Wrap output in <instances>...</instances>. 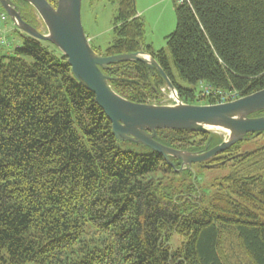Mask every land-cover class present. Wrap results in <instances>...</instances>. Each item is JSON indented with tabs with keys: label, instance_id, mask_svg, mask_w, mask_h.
Masks as SVG:
<instances>
[{
	"label": "trees",
	"instance_id": "16d2710c",
	"mask_svg": "<svg viewBox=\"0 0 264 264\" xmlns=\"http://www.w3.org/2000/svg\"><path fill=\"white\" fill-rule=\"evenodd\" d=\"M12 1L26 23L45 28L33 7ZM47 1L56 7L57 0ZM109 1L119 4L115 40L104 53L93 48L99 55L143 47L183 102L221 103L177 82L167 52L145 43L135 0ZM174 11L177 28L167 45L182 81L235 99L264 90V0H186ZM16 31L21 45L0 53V264H264V148L242 152L238 143L194 164L231 163L230 175L204 194L192 171L179 173L151 149L118 141L63 54ZM103 73L136 104H161L169 91L161 73L143 62ZM260 116L264 111L252 117ZM157 136L194 153L224 140L189 131ZM170 161L181 168L180 160ZM175 235L182 239L177 249Z\"/></svg>",
	"mask_w": 264,
	"mask_h": 264
},
{
	"label": "water",
	"instance_id": "95a60500",
	"mask_svg": "<svg viewBox=\"0 0 264 264\" xmlns=\"http://www.w3.org/2000/svg\"><path fill=\"white\" fill-rule=\"evenodd\" d=\"M37 12L45 31H39L23 20L12 0H0L13 25L28 36L53 45L67 59L76 79L95 95L96 103L112 124L115 138L151 149L161 155L179 173H194V164H202L225 153L246 140L250 134L264 133V116L252 117L264 111V90L216 105H192L181 100L178 92L154 57L141 51L111 57L99 55L91 46L82 24L83 0H57L56 7L47 0H23ZM122 62H143L158 70L174 96L171 104H136L119 95L104 69ZM128 82L126 79H117ZM134 82V81H132ZM189 131L223 133L224 140L205 152L180 151L161 144L158 131ZM181 161L177 169L170 161ZM223 163L222 165H224ZM214 169L216 166H208ZM195 180V179H194Z\"/></svg>",
	"mask_w": 264,
	"mask_h": 264
},
{
	"label": "rangeland",
	"instance_id": "374dc122",
	"mask_svg": "<svg viewBox=\"0 0 264 264\" xmlns=\"http://www.w3.org/2000/svg\"><path fill=\"white\" fill-rule=\"evenodd\" d=\"M137 12L142 16L145 23V43L152 45L156 51L165 50L171 60L174 76L177 82L189 89H194L197 95L206 94L207 86L200 83L191 86L182 81L178 71L175 69L171 54L168 50L167 37L170 36L177 28V17L174 6L177 4L173 0H135ZM119 4L111 3L109 0H83L82 1V24L87 38L93 48L104 53L115 40L113 33L114 20L118 15ZM12 23V22H11ZM9 23L11 26L12 24ZM13 27V26H12ZM45 28L42 29V32ZM13 41L11 51L21 45V36L19 32L10 35ZM43 46L49 52L58 55L59 51L50 43L43 42ZM1 55H7L4 48H0ZM163 102H173V97L168 91ZM170 103V104H171ZM219 135L223 136V133ZM242 152H252L264 148V133L253 139H246L239 144ZM232 172L231 163L227 166H220L214 169H201L196 167L195 180L204 194L209 195L212 192L211 185L217 180H221ZM172 246L177 249L182 244V239L173 236L171 240Z\"/></svg>",
	"mask_w": 264,
	"mask_h": 264
},
{
	"label": "built area",
	"instance_id": "2783aa9c",
	"mask_svg": "<svg viewBox=\"0 0 264 264\" xmlns=\"http://www.w3.org/2000/svg\"><path fill=\"white\" fill-rule=\"evenodd\" d=\"M177 4H183L186 0H173ZM8 16L5 12L0 10V33L3 32V28L8 22ZM9 46L7 39L4 37V35H0V48ZM213 96L216 99H220L221 102H227L231 99H235L236 95L234 93H223L221 91H212L209 88L206 90V94H204V97ZM173 96L171 95V98Z\"/></svg>",
	"mask_w": 264,
	"mask_h": 264
},
{
	"label": "crops",
	"instance_id": "0c3cea01",
	"mask_svg": "<svg viewBox=\"0 0 264 264\" xmlns=\"http://www.w3.org/2000/svg\"><path fill=\"white\" fill-rule=\"evenodd\" d=\"M138 15L141 16L139 13ZM11 34H14V29H12V26L10 24H6L5 27L3 28V32L0 33V35L6 36L8 38V42L11 43V46L9 48H4V50L7 51V53H9L13 45V41L10 39Z\"/></svg>",
	"mask_w": 264,
	"mask_h": 264
},
{
	"label": "flooded vegetation",
	"instance_id": "af4514ba",
	"mask_svg": "<svg viewBox=\"0 0 264 264\" xmlns=\"http://www.w3.org/2000/svg\"><path fill=\"white\" fill-rule=\"evenodd\" d=\"M260 117H263V116H260Z\"/></svg>",
	"mask_w": 264,
	"mask_h": 264
}]
</instances>
